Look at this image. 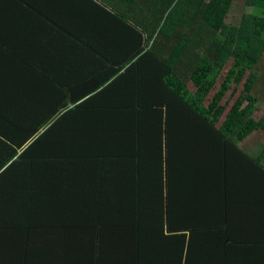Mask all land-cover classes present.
Masks as SVG:
<instances>
[{"label":"trees","instance_id":"16d2710c","mask_svg":"<svg viewBox=\"0 0 264 264\" xmlns=\"http://www.w3.org/2000/svg\"><path fill=\"white\" fill-rule=\"evenodd\" d=\"M263 50L264 0H0V264H264Z\"/></svg>","mask_w":264,"mask_h":264},{"label":"rangeland","instance_id":"374dc122","mask_svg":"<svg viewBox=\"0 0 264 264\" xmlns=\"http://www.w3.org/2000/svg\"><path fill=\"white\" fill-rule=\"evenodd\" d=\"M239 4H241V3H239ZM239 11H241L240 8H239ZM238 15L241 16L242 14H238ZM231 18L232 17H230L228 19V21L232 20V21L235 22V20L233 18L232 19ZM239 19L240 18H237L236 21H238ZM261 60H262L261 63H260L261 66H259L260 69L257 70V72L262 71L263 74H264V50L262 51V58H261ZM228 67H229V65L227 66L226 70L228 69ZM187 88H188V90H189L190 93H194V90L196 89L194 82L191 81V80H190V82L188 81L187 82ZM242 92H243V86L240 85L237 88V92H236V94H235L234 97L229 96L230 95V93H229V95L227 97V100H230V102L227 104V107H228L227 108V111H229V109L232 107L234 101L236 99H238V97L242 94ZM229 97H230V99H229ZM246 105H247V103H245L242 106V108H245ZM263 115H264V101L263 102L261 101L260 103H258L257 111L254 113L253 116H254V119L255 120H259ZM240 146L243 147V148H245V149H249L250 151L257 150L261 146L264 147V132L258 131V132L252 133L250 136H248V138L246 139L245 142H243L242 144H240Z\"/></svg>","mask_w":264,"mask_h":264},{"label":"crops","instance_id":"0c3cea01","mask_svg":"<svg viewBox=\"0 0 264 264\" xmlns=\"http://www.w3.org/2000/svg\"><path fill=\"white\" fill-rule=\"evenodd\" d=\"M249 207L250 206L246 204V207H244L242 211L237 212L241 214L243 219L238 218L237 215L234 216L232 227H235L236 230H233V231H235L234 234L240 235V237L251 235L252 231H258V230L264 229L261 216L258 213H256V209L253 208L250 210L248 209ZM250 211H253V212H250ZM234 248L235 246H232L233 252H234ZM246 248H252V246L243 244L241 245V247H239V251H242L243 254H245L246 252H248Z\"/></svg>","mask_w":264,"mask_h":264}]
</instances>
